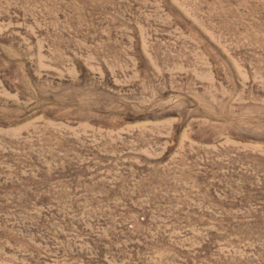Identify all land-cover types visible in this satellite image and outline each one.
<instances>
[{
    "label": "rangeland",
    "instance_id": "obj_1",
    "mask_svg": "<svg viewBox=\"0 0 264 264\" xmlns=\"http://www.w3.org/2000/svg\"><path fill=\"white\" fill-rule=\"evenodd\" d=\"M0 264H264V0H0Z\"/></svg>",
    "mask_w": 264,
    "mask_h": 264
}]
</instances>
